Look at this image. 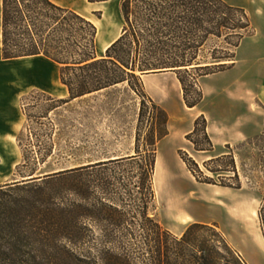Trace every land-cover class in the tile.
<instances>
[{"label":"trees","instance_id":"16d2710c","mask_svg":"<svg viewBox=\"0 0 264 264\" xmlns=\"http://www.w3.org/2000/svg\"><path fill=\"white\" fill-rule=\"evenodd\" d=\"M120 11L123 18L121 35L108 47L105 55L99 56L96 49L97 27L76 11L51 0H3L4 60L37 56L52 60L61 68L62 82L76 97L85 95L87 91L128 82L130 88L143 98L140 119L144 118V108L149 102L153 110L161 115V124L165 128L160 131L157 140L148 139L146 147L152 148L144 153L140 151L138 132L134 156L55 174L46 173L23 184L24 189L36 188L41 218L34 220L30 208L31 220L19 224V209H3L0 240L6 243L0 244V264H246L216 224H191L178 238L156 217L150 216L149 210L156 199L157 144L169 135V116L147 96L142 76L153 70L174 72L182 85L185 105L188 108L197 107L204 99L199 80L235 65L242 41L255 32L251 18L245 8L230 5L224 0H121ZM219 43L228 47L222 48ZM208 46H212L210 51H207ZM70 73L81 76L76 89L68 79ZM184 75L191 76L190 84H187ZM91 81L96 82L94 88L88 86ZM190 91L197 94L192 101L188 98ZM199 132L205 144L194 139ZM187 138L196 151L214 150L205 116L196 119L194 129ZM180 155L198 182L242 188L241 185H228L213 178L203 179L198 163L192 158H185L182 153ZM226 159L231 160V169L212 172L217 173L219 178H224L222 175L226 174L220 171L233 172L238 180L232 153L210 162L221 163ZM109 163L120 165L126 174L116 183L100 184L97 189L104 196L110 192L119 195L116 190L125 191V197L119 195L121 207L114 203L106 204L105 198H100L97 206L87 208L78 203L58 201L46 195L41 188L40 183H48L45 181ZM33 176L35 174L30 175ZM131 186L135 193L130 190ZM82 195L86 201L87 191ZM132 207L140 216L136 223L122 219L129 214L127 208ZM83 215L109 218L114 231L93 238L87 226L77 221ZM262 221L264 231V218ZM96 225L107 233L106 226ZM21 230L23 235L20 237L16 233ZM116 231L119 233L117 236L114 234ZM6 232L18 237L7 239L4 237ZM12 239L15 242H11ZM37 244L39 251L34 248ZM6 245L10 247L11 254L6 251Z\"/></svg>","mask_w":264,"mask_h":264},{"label":"rangeland","instance_id":"374dc122","mask_svg":"<svg viewBox=\"0 0 264 264\" xmlns=\"http://www.w3.org/2000/svg\"><path fill=\"white\" fill-rule=\"evenodd\" d=\"M120 1L74 0V8L84 15L87 20H91L95 26L96 24L98 26H96L98 30L96 49L99 56L106 53L107 49L104 51L103 45L121 35L123 18L120 11ZM248 15L255 29L253 34L255 35L257 23L262 24V21L259 19L260 16L254 15L252 10H248ZM250 44L251 41H248L246 47ZM218 45L222 48L228 47L224 43H219ZM211 47L208 46L207 51H210ZM244 58L245 56L242 54L241 59ZM236 59L239 60L238 54ZM51 61L50 59L47 61V58L19 61L12 64L8 71L15 73L25 72L34 62L42 63L43 65L46 62H50L57 66L59 68L58 71H60V66ZM159 73H163V71H151L142 77ZM184 77L187 84H190L191 76L184 75ZM153 78L155 80L153 91L149 89V79L147 80L148 86L145 87L144 85V89L147 96L152 98L158 106L167 112L169 116L167 125L169 135L157 144V163L159 162L160 165H158V169L156 166L157 171L154 176L156 199L149 210L150 216L156 217L164 228L178 238L182 237L187 227L191 224H216L231 247L248 264L244 253L237 248V244L240 242L245 244L240 234L243 227L249 235L254 237L256 242H259L261 228L263 231L264 129L259 137L241 144L234 143L232 146H225L221 143L216 148L214 147L211 152L196 151L194 144L187 138L192 131L188 134L183 132L191 119H193L195 112L189 110L190 108L184 104L182 85L177 74L159 75ZM68 79L74 84L76 89L79 86L81 76L80 74L74 75L70 73L68 74ZM222 81L223 79L220 78L208 80L203 77L199 80V87L203 92L204 85L207 90H210L218 86ZM125 83L127 86L125 95L122 96L121 93L119 95L111 94L95 103L89 101L87 102V105H89L88 111L66 107L49 116V107L27 108V111L23 114L24 129L13 140V144L1 146L2 151L5 153L0 154V217L4 212V208L13 207L20 211L17 218L19 224L31 220L29 216L30 208L33 210L32 216L34 220L37 221L41 218L36 188L24 189L22 187L23 184L31 181L32 178L29 179L31 174H35L33 176L35 178L36 176H44L46 173L55 174L96 164L97 162L134 156L136 155V137L138 132L140 134V151L144 153L146 149L152 148L146 147L147 141L149 138L157 140L160 131L165 128L161 124L162 117L153 110L149 102H146L144 118L141 120L140 112L143 98L130 88L128 82ZM132 83L134 84L135 81L132 80ZM88 86L89 88H94L96 82L91 81ZM130 89L136 95L128 92ZM196 97L195 91L188 93L190 101ZM211 100L212 97L209 95L205 106L211 107ZM166 104L171 107L173 116L176 117L172 119V122H170ZM94 106L98 109L101 107L102 112H98L97 109L93 111L92 108ZM253 109L254 114L264 122V110L262 107L254 105ZM207 124L209 125L208 120ZM209 134L212 138L213 133L210 131ZM194 139L205 144L201 132ZM181 153L185 158H192L198 163L201 172L200 177L203 179L213 178L217 182H224L228 185H241L242 188L235 189L198 182L188 170L187 165L181 158ZM229 153H232L235 158V165L239 174L238 180H236L233 172L220 171V173H226L222 175L224 178H219L217 173L212 172V170L231 169L230 159H226L221 163L210 162L214 158ZM110 157L119 158L105 159ZM207 162L209 163L208 166L206 165ZM125 174L123 167L109 163L104 166L83 169L75 173H67L45 181L48 182L47 184H40H42L41 188H43L42 190L46 195L57 198L58 201L78 203L87 206V208H92L97 206L100 198H105L106 204L111 205L114 203L121 207L123 205L119 200L122 195L125 197V191H115L119 193L120 197L112 192L104 196L101 195L97 188L100 184L116 183ZM132 189L133 187L131 186L130 190ZM84 191H87L86 201L82 195ZM135 192L134 190L133 193ZM224 192L230 196L223 197L221 193ZM229 197L250 200L259 212L261 228L259 220L257 222L258 230L255 228L253 232H250L241 220V223H238L230 219L228 209L230 214L239 220L233 213L231 208L232 201ZM127 210L129 214L122 219L135 223L140 220L136 208H127ZM77 221L83 226H87L89 234L93 238L111 233L112 230L114 231L110 227L111 221L107 217L83 215L79 216ZM96 224L106 226L107 233H103ZM16 234L21 237L23 231H18ZM114 234L116 236L119 235L118 232H114ZM14 236L18 237L15 234L10 235L8 232L4 233V237L7 239L14 238ZM15 239H12L11 242H15ZM233 239L234 243L232 242ZM5 243V241L0 240V244ZM34 248L39 251L40 246L37 244ZM9 249L10 247L6 245V251L11 254L12 252ZM24 250L27 251V248H24ZM258 261L259 264H264L263 257L259 256Z\"/></svg>","mask_w":264,"mask_h":264},{"label":"crops","instance_id":"0c3cea01","mask_svg":"<svg viewBox=\"0 0 264 264\" xmlns=\"http://www.w3.org/2000/svg\"><path fill=\"white\" fill-rule=\"evenodd\" d=\"M51 1L79 13L74 8V0ZM224 1L233 6L243 7L247 12L252 10L254 15L260 16L259 19H261L262 24L257 23L255 35L242 41L237 53L239 60L234 66L226 71L206 77L208 80L220 78L223 81L210 90H207L204 85L203 101L197 107L189 109L194 111L195 114L183 131L184 134H188L193 130V124H195V120L198 117L205 116L209 122L208 130L213 133L212 140L215 148L221 143L225 146H232L234 143L241 144L254 139L259 137L264 129V122L254 114L255 108L253 109L254 105H259L264 110V0ZM80 15L85 17L82 14ZM119 36L103 45L104 51ZM248 41H251V44L246 47ZM2 47L3 0H0V69L3 70H0V154L5 153L2 151L1 146L13 144V140L24 129L23 114L29 107H49V116L66 107L88 111L89 105H87V102L89 101L95 103L111 94L119 95L121 93L123 96L127 92L126 83H119L101 90L87 91L81 97L73 96L69 86L62 82L61 73L58 71L59 68L50 62H46L45 65L34 62L25 72L15 73L8 71L12 64L19 61L46 58L37 56L4 60ZM242 54L245 56L244 59H241ZM159 75H175V73L163 72L146 75L143 77L145 87L148 86L147 80L149 79V89L153 91V88H155L153 77ZM128 92L136 95L131 89ZM209 95L212 97L211 107L205 106ZM92 109L93 111L97 109L98 112H102L101 107L98 109L94 106ZM166 110L170 115V122H172V119L176 117L173 116V111L167 104ZM117 158L119 157L105 159ZM228 215L230 219L241 223L240 220L230 214L229 209ZM240 234L245 244L240 242L237 244V248L244 253L248 264H259L258 257L264 258V244L261 241L256 242L254 237L249 235L244 227ZM232 242L234 243V239Z\"/></svg>","mask_w":264,"mask_h":264},{"label":"bare ground","instance_id":"6f19581e","mask_svg":"<svg viewBox=\"0 0 264 264\" xmlns=\"http://www.w3.org/2000/svg\"><path fill=\"white\" fill-rule=\"evenodd\" d=\"M158 165H160L159 162L157 163V169H158ZM221 194H223V197L230 196L228 193L225 192ZM229 198L232 201L231 208L233 209V213L239 220H241L245 224L246 229L250 232H253L255 228L257 229V224H258L257 222L259 220V212L257 210V207L256 206L254 207L253 203L246 198H241V199H233V197H229ZM259 238H260L259 241H261L264 244V237L262 231L259 232Z\"/></svg>","mask_w":264,"mask_h":264},{"label":"water","instance_id":"95a60500","mask_svg":"<svg viewBox=\"0 0 264 264\" xmlns=\"http://www.w3.org/2000/svg\"><path fill=\"white\" fill-rule=\"evenodd\" d=\"M147 72H151V71H147ZM152 72H156V70H153ZM31 178H33V177H30L29 179H31Z\"/></svg>","mask_w":264,"mask_h":264}]
</instances>
